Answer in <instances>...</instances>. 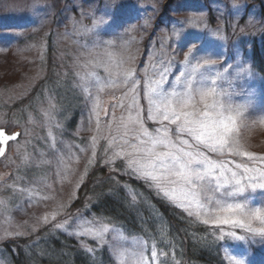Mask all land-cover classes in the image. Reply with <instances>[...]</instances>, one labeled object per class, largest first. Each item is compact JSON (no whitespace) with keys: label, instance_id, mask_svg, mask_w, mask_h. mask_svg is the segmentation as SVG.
<instances>
[{"label":"rangeland","instance_id":"rangeland-1","mask_svg":"<svg viewBox=\"0 0 264 264\" xmlns=\"http://www.w3.org/2000/svg\"><path fill=\"white\" fill-rule=\"evenodd\" d=\"M168 1L40 0V3L36 4L34 0H0V127H6L10 133H24L26 130L28 132V135L21 136L19 141L10 143L7 159H0V177L7 179L8 183L13 182L9 176L20 177L17 181L18 188L40 190L41 185L37 184L36 179L46 172L47 182L52 184L51 190L45 188L34 198H29L19 191L0 193V199L8 200L7 209L0 211V264H14L13 256L19 246L30 262L58 264L59 261L65 260L66 255L71 256V249L70 246L65 248V239L63 249L59 251L55 248L52 241L57 236L59 239L68 237L73 240L70 244L72 249L89 254V261L94 264H119L110 244L101 245L87 236L69 235L68 232L55 229L51 225L47 228L37 226L38 230L31 232V226L36 225L37 220L51 212L61 200L72 205L70 212L73 218H98L109 223V236L115 235L111 231L112 228L121 229L128 237L120 242L124 244L125 249L131 247L133 238L140 237L147 240L149 246L155 243L158 252L169 253L167 257H160L162 264H179L164 219L148 198V192H154L143 182L127 175L115 177L111 170L107 169V177L112 175L114 180H118V183L111 180L117 188L111 189L107 194H112L117 200L123 198L125 209L133 213L132 217L130 214L129 221L125 220L121 224L119 220L109 219L94 210L93 206L100 204V198L96 197L95 200L88 194L84 199L86 203L81 208L74 206L82 187L78 184L80 177L83 176V185L91 171L98 166L105 168L103 164L87 169L85 173L84 161L87 156L78 153L76 147H73L72 154L79 155L80 161L77 163L74 158L68 160L66 157L70 167L68 178L61 181V178L55 176L57 159L53 154L54 150L49 148L48 128L45 126L41 110L50 111L55 121L62 125L61 129H52L60 153L68 152L65 144L84 147L81 138L91 135L83 131L87 126L86 118L90 115L91 100L81 89L74 86V82L78 80L74 74V60L77 57L82 61L93 59V56L87 55L89 49H95L94 55L102 60L108 59L106 50L116 54L117 62L126 59L129 54L135 56L134 67L138 76L143 77V88L138 90L137 99L145 106L147 99L144 93L148 76L158 78V74L167 67L163 87L169 88L174 83L177 70H183L181 61L187 46L192 42L198 44L201 55L217 60L216 67L220 70L228 64H232L233 68L239 63L250 65L253 71L251 77L234 80L232 87H229L226 80L218 81L217 85L218 90L228 89L232 92L234 89V103H243L245 99L252 101V105L244 114V122L246 124L250 121L256 130L251 131L244 127L242 133L247 131L245 142L248 150L258 156L264 155V124L259 123L264 120V77L256 71L251 61L254 44L262 46L264 42V0H236L237 7L232 6V0H171L167 3ZM149 17L151 23L145 29L144 20ZM93 20L100 23L96 24L93 31L86 32L85 28H92ZM188 21H195V24ZM240 28H245V31L241 32ZM174 29L180 31L179 38L171 35ZM217 29L221 30L223 39L215 34ZM165 35L170 37L166 43L162 39ZM133 37L135 40L132 48L125 51V42ZM109 41L112 42L110 45ZM145 69L148 70L147 76ZM98 71L101 77L106 75L103 69ZM227 75L232 78V69H229ZM124 91L126 90L110 88L101 93L103 107L110 113L114 111L117 120L125 113L120 108H112V98L121 97ZM50 104L55 107L50 108ZM29 115L35 122H29ZM102 120H110V117L102 116ZM148 125L150 128L154 126L150 121ZM78 131L79 137L76 136ZM108 131L109 129L104 127L101 135H107ZM25 140L29 141L28 151L37 160L40 158L39 153L43 151L48 153L52 163L40 168L34 164L30 167L24 166L17 148ZM236 159L238 163L243 162L249 167H264V162L249 161L247 158ZM131 179L144 187H135L130 183ZM73 189L76 191V199L69 200V192ZM121 189L123 192L119 195ZM130 192L138 195L134 204L131 202ZM44 195L51 198L45 201L41 198ZM260 200V196L256 195L253 206H260ZM148 216L151 221L158 222L155 229L147 224ZM63 219L64 216L58 217L61 222ZM131 222H137V228L131 227ZM72 223L74 219L70 220V225ZM205 227L208 229L207 237L201 236L196 240L198 244H203L200 246L213 243L223 259L227 248L233 255L244 253L245 264H264V244L234 241L228 237L218 240L216 237L219 233L208 226ZM73 230L69 227V231ZM17 231L23 232L24 235L5 237V232ZM236 231L245 235L242 230ZM21 241H26L27 244H19ZM84 245L92 247L93 252L89 253ZM37 259L43 262L40 263ZM63 263L65 264V261Z\"/></svg>","mask_w":264,"mask_h":264},{"label":"snow or ice","instance_id":"snow-or-ice-1","mask_svg":"<svg viewBox=\"0 0 264 264\" xmlns=\"http://www.w3.org/2000/svg\"><path fill=\"white\" fill-rule=\"evenodd\" d=\"M36 4L40 0H34ZM232 6L237 7L236 0ZM202 21V17L200 18ZM100 21L93 20L92 28H85L86 32L93 31ZM151 18L144 20V28L150 26ZM195 24V21H188ZM206 27V25H205ZM241 32L245 28L239 29ZM223 39L221 30L215 33ZM172 36L179 38L180 31L173 30ZM170 37L165 35L162 39L166 43ZM126 41L125 51L133 46V41ZM109 45L112 43L108 42ZM43 47V43H41ZM163 50V45H162ZM95 49H89L87 55L93 59L74 60V74L78 80L74 86L81 89L91 100L90 115L87 126L83 131L91 133L90 136L81 138L84 147L65 144L67 153H60L57 148L56 136L52 129H61L62 125L55 121L48 110H41L48 128L47 138L50 140L49 148L54 150L57 159L55 176L61 181L68 178L70 171L68 160L80 161L79 155L72 154L76 147L78 153L87 156L84 161L85 173L87 169L103 164L110 169L115 177L127 175L143 182L154 194L172 206L180 209L193 222L208 226L219 235L218 240L226 237L234 241L264 244V167H249L236 158H247L249 161L264 162V155H257L249 151L242 128L248 127L244 122V114L252 105L250 99L243 103H234V89L218 90L217 82L226 80L229 87L233 81L243 77H251L253 71L250 65L239 63L235 68L232 64L217 68L218 61L206 55H201L198 44L195 42L187 46L184 52L183 70H177L174 83L169 88H164L165 76L168 68L164 67L153 79L148 76L147 89L144 93L147 106L141 104L137 96L138 90L143 88V77H139L134 67L135 56L129 54L126 59L116 60V54L106 50L107 60H102L94 55ZM171 61H169L170 63ZM99 69L106 73L104 77L99 74ZM232 69L234 75L230 79L227 75ZM148 70L145 69V76ZM125 89L121 97L113 96L112 108L124 110L123 115L117 117L115 112L103 107L101 93L106 89ZM95 89V91H92ZM241 95L242 93H235ZM250 96L251 93H248ZM55 107L50 104V108ZM102 116L110 120H102ZM29 122H35L29 115ZM153 127H149L148 122ZM264 124V120L259 121ZM109 129L107 135H101L102 129ZM24 133H9L6 127H0V158L7 159L6 146L9 141H19ZM80 136V132L76 133ZM103 141V144H101ZM29 141L25 140L19 145L17 152L24 166L33 164L40 168L50 165L52 161L48 153L41 151L39 160L28 151ZM12 183L0 177V193L10 192L26 194L29 198L40 195L43 189H52L48 183L47 173L37 177V184L41 189L18 188L17 181L20 177L12 178ZM109 180H114L109 176ZM83 176L78 180L82 186ZM118 183V180H114ZM131 202H137L138 195L130 192ZM259 195L260 206H253V200ZM47 201L51 197H41ZM69 200L76 199V191L69 192ZM8 207L7 199H0V211ZM72 205L67 201H58L55 208L38 219L36 225L31 226V232L38 230L37 226L47 228L51 225L58 230H64L69 235L89 237L93 242L101 245H111L119 264H162L160 257H167L169 253L157 251V245L149 246L147 240L140 237L132 239L131 247L125 249L120 243L128 239L121 229L112 228L115 235L109 236L110 226L103 220L86 219L80 216L72 217ZM64 216L63 221L58 217ZM74 223L70 225V220ZM69 227L74 230L69 231ZM242 230L245 235L236 231ZM23 232H5V237L22 236ZM164 235L161 229V236ZM257 238H259L257 240ZM89 253L93 248L84 245ZM224 259L228 264H245V254H231L225 249Z\"/></svg>","mask_w":264,"mask_h":264},{"label":"trees","instance_id":"trees-1","mask_svg":"<svg viewBox=\"0 0 264 264\" xmlns=\"http://www.w3.org/2000/svg\"><path fill=\"white\" fill-rule=\"evenodd\" d=\"M159 23L161 22L159 21ZM256 47H258L257 43H255V48ZM257 49L261 50L263 49V47L255 49L256 53L254 54V60H258L261 63L259 69L264 76V50H262L263 52L261 53ZM247 122L248 123H246V125L248 126V130H256V128L250 124V121ZM246 132L242 133L244 138L246 136ZM106 172V168L98 166L89 173L87 181L80 188L78 198L74 206L77 208H81L86 203L84 199L88 194L92 197V199H95L96 197L100 198V204L94 205V210L99 215L106 216L109 219L113 218L114 220H119V223L122 224V222L124 223L125 220H128L130 214L132 217L133 213L125 209L123 198L122 200H117L116 198H113L112 194L110 196L107 194L111 191V189L116 190L117 187H114L112 181L109 180V177H107ZM130 183H132L135 187H144L142 186L143 184L133 179L130 180ZM122 192L123 189L120 190L119 195ZM148 194V198L150 199L152 205L157 208V210L161 214V217L164 219V225L168 231V236L170 238L169 240H171V245L173 250H175L179 264H228L221 256L218 248H215L213 243H210L207 246H200L203 244L197 243L196 240L199 239V237H205L208 234L207 227L193 222L192 218L187 217L186 214L182 213L180 209L172 206L167 201L158 198L152 192L149 191ZM146 214L148 215L147 212ZM147 219V224L150 226H154V229L156 226H158V222L156 223V221H151V217L149 219L148 216ZM129 225L131 227L133 226L137 228V222H131L129 223ZM67 238L68 237L59 239V237L57 236L52 241L53 245H55V248L59 249V251L65 247L64 239L66 240V244L68 245H66L65 248L70 246L69 248L71 249V256L66 255V258L64 260L65 264H94L92 261H89V254H86L84 252H76L77 250L72 249V246L70 244L74 241ZM19 244L25 245L27 244V242L21 241ZM15 253L13 256L14 264H37L34 262H30L29 258L26 255L24 256V253L20 249V246L15 251ZM39 261L40 263L43 262L41 260ZM64 261H59L58 264H64ZM47 264H49V262Z\"/></svg>","mask_w":264,"mask_h":264},{"label":"water","instance_id":"water-1","mask_svg":"<svg viewBox=\"0 0 264 264\" xmlns=\"http://www.w3.org/2000/svg\"><path fill=\"white\" fill-rule=\"evenodd\" d=\"M18 133H19V132H18ZM10 142H12V141H9L8 145L6 146L7 151H8V149H9L8 146H9ZM7 151H6V153H7Z\"/></svg>","mask_w":264,"mask_h":264}]
</instances>
